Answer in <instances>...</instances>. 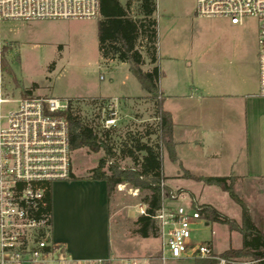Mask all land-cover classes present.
Listing matches in <instances>:
<instances>
[{"label":"rangeland","instance_id":"obj_1","mask_svg":"<svg viewBox=\"0 0 264 264\" xmlns=\"http://www.w3.org/2000/svg\"><path fill=\"white\" fill-rule=\"evenodd\" d=\"M173 1L172 5L170 0L173 10L161 11L158 17L156 64L160 65L159 47L163 66L167 65L163 60L167 49L175 48L179 53L181 51L182 54L178 55L174 65L179 84L186 86L182 91L187 89L191 78L203 85L207 79L214 84L221 73L233 71L239 65L243 68L247 83L245 98L239 100L238 107L233 105L232 114L226 113L228 126L223 131L222 143H219V135L203 147L196 144L182 148L180 152L186 168L184 170L197 175L225 176L229 173L227 163L230 160H238L236 166H241L248 158L251 166L264 175V97L258 96L257 20L246 17L240 24L234 25L227 18L197 16L196 0ZM97 22V18L2 21L0 33L9 46L5 57L6 65L2 71L4 97L81 99V115L91 117L93 109L88 104L90 98L107 96L106 110L101 112V117L106 115L110 105L115 103L119 117L117 127L120 129L141 128L143 124L154 122L153 101L144 95L146 93L130 72L128 63L104 60L100 56ZM140 51L145 56L143 49ZM145 59L143 68L147 69L149 63L146 57ZM163 80L165 82L166 79ZM215 104L219 108L221 103L217 101ZM14 106L15 104H3L2 114ZM0 124H4V121ZM217 143L220 145V160L207 158L205 153L215 152ZM99 155L85 149L72 151V167L85 176L88 170L96 165ZM120 166H130V162L127 159L122 160ZM162 166L170 185L179 184L185 187H166L167 189H181L202 204L214 207L227 218L240 224V206L225 191L216 185H207L182 176L179 164L171 162L165 150H162ZM176 170H180V177L175 176ZM129 186L127 184L123 191L118 192L121 211L112 220L114 238L119 244L123 240V246L128 243L129 237H139L132 233V229L139 215L141 198L146 193L139 192L137 196H132L128 190ZM233 188L241 200L246 201L244 202L252 220L257 214L256 225L262 229L263 194L258 199L256 193L249 192V185H240L237 178ZM114 191H118L116 187ZM192 228L194 240L212 242L214 250L218 253L241 246L240 232L230 230L226 224L209 222L206 226L194 224ZM212 230L214 232H211ZM159 247L160 240L157 236L138 238L130 242L133 255L143 259L148 258L144 256L145 253L158 251ZM154 255L156 254H152ZM150 259L149 264H158L154 258Z\"/></svg>","mask_w":264,"mask_h":264},{"label":"built area","instance_id":"obj_2","mask_svg":"<svg viewBox=\"0 0 264 264\" xmlns=\"http://www.w3.org/2000/svg\"><path fill=\"white\" fill-rule=\"evenodd\" d=\"M99 6V0H0V23L97 18ZM195 14L227 18L234 25L246 17L257 20L258 96L264 97V0H196ZM5 45L0 33V123L4 121L0 124V264H149L150 258L158 264H255L264 259L225 255L216 252L210 241L194 240L193 225L209 223L201 214L204 204L181 189H167L164 181L160 183L161 204L152 216L160 240L156 255L74 259L64 244L54 240L51 212L45 211L52 183L72 175L70 125L64 115L68 101L4 97ZM3 104L15 106L2 114ZM118 118L112 103L102 126H117ZM126 186L118 183L115 187L123 191ZM128 190L132 196L139 193L131 186ZM138 213L145 214V205L138 206ZM261 231L264 235L263 224Z\"/></svg>","mask_w":264,"mask_h":264},{"label":"trees","instance_id":"obj_3","mask_svg":"<svg viewBox=\"0 0 264 264\" xmlns=\"http://www.w3.org/2000/svg\"><path fill=\"white\" fill-rule=\"evenodd\" d=\"M99 19L97 22L98 51L104 60L126 62L129 70L140 87L153 101L154 122L129 129L117 126H102L101 112L106 110V97L90 98L91 117L81 115V99L70 98L65 117L69 121V147L72 151L85 149L100 154L96 165L88 170L87 175L79 177L90 180H103L107 194L111 195L116 184L127 183L146 193L141 198L145 205V214L135 219L132 233L142 237H156V227L152 218L161 204V181L166 177L162 172V150H165L171 162L178 159L172 140L173 122L171 114L162 107V95L159 90L160 70L157 62V22L154 17L155 0H139L138 17H131L117 0H99ZM8 45L3 47L2 69L6 65ZM143 49L149 67L143 68ZM127 159L130 166L121 167L120 161ZM179 164V163H178ZM180 166V165H179ZM182 176L207 185H216L240 206L241 220L237 224L214 207L204 204L202 216L208 222L226 224L230 230H237L242 235L238 249H227L223 254L260 259L264 256V235L253 220L244 201L235 193V176L197 175L182 169ZM71 178H76L73 173ZM48 205L45 211L51 212L50 193L46 194ZM254 221V222H253ZM255 264H264L258 260Z\"/></svg>","mask_w":264,"mask_h":264},{"label":"crops","instance_id":"obj_4","mask_svg":"<svg viewBox=\"0 0 264 264\" xmlns=\"http://www.w3.org/2000/svg\"><path fill=\"white\" fill-rule=\"evenodd\" d=\"M117 1L131 17L139 16V0ZM173 3L172 0V5ZM155 4L154 17L158 25L160 12L166 11V9L173 10V7H171L170 0H155ZM159 48L158 57L160 58L159 66L161 69L159 90L163 99L162 107L171 114L175 153L180 169H186L183 165L181 149L196 144L203 147L208 141L218 138L219 135V143H222L223 131L228 126L226 113L232 114L233 105L238 107L239 100L245 98L247 83L243 75V68L239 65L233 71L221 73L216 80L217 83L214 84L207 79L203 85L191 78L187 89L182 91L185 85L179 84L176 66L174 65L181 51L179 53L178 49H167L163 57L167 65L163 66ZM144 60L146 61L145 56ZM163 79H166L165 82ZM213 89H217V91ZM217 101L221 103L219 108L215 104ZM219 143L215 144L218 152H206L207 158L220 160ZM237 161L235 159L227 163L229 171L227 175L235 176L240 185H249V192L256 193L258 199L263 194L264 199V175L253 165L251 166L248 158L244 160V164L241 166H236ZM179 171L176 170V177L181 176ZM162 172L165 176L163 166ZM72 173L76 178L58 180L51 185L50 205L54 240L64 244L74 259L134 256V252L130 249V242L138 240V238H146L129 237L128 243L123 246V240L119 244L112 231V220L121 211L119 191H113L111 195H108L103 180L79 178L82 177V174L74 170L73 167ZM164 185L167 188L184 187L179 184L172 186L168 179L164 180ZM157 252L155 250L145 253L144 256L149 257Z\"/></svg>","mask_w":264,"mask_h":264}]
</instances>
